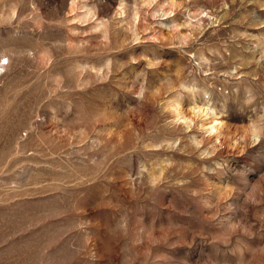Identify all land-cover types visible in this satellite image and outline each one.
<instances>
[{
  "label": "rangeland",
  "instance_id": "obj_1",
  "mask_svg": "<svg viewBox=\"0 0 264 264\" xmlns=\"http://www.w3.org/2000/svg\"><path fill=\"white\" fill-rule=\"evenodd\" d=\"M0 264H264V0H0Z\"/></svg>",
  "mask_w": 264,
  "mask_h": 264
},
{
  "label": "built area",
  "instance_id": "obj_2",
  "mask_svg": "<svg viewBox=\"0 0 264 264\" xmlns=\"http://www.w3.org/2000/svg\"><path fill=\"white\" fill-rule=\"evenodd\" d=\"M3 65V64H2Z\"/></svg>",
  "mask_w": 264,
  "mask_h": 264
}]
</instances>
